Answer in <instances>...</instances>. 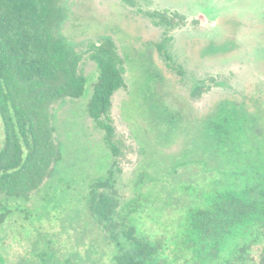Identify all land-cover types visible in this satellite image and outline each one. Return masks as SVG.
<instances>
[{
	"label": "trees",
	"instance_id": "16d2710c",
	"mask_svg": "<svg viewBox=\"0 0 264 264\" xmlns=\"http://www.w3.org/2000/svg\"><path fill=\"white\" fill-rule=\"evenodd\" d=\"M120 1L138 7L136 0ZM62 2L0 0V115L6 137L0 149V225L17 212L23 213L27 222L18 231H5L9 238L17 234L26 240L24 232L34 228L29 224L33 214L22 206L29 205L45 187L49 188L46 196L51 195L54 173L63 160L53 107L67 99L82 98L88 90V78L80 70L82 54L61 32ZM221 14L216 35L188 34L181 36L175 46L170 38L155 34L144 39L143 47L152 49L154 67L159 66L162 73L156 72L153 79L152 65L149 64L150 74L149 67L142 65V74L155 85L149 96L154 112L150 120L138 124L142 134L133 133L137 158L132 180L138 195L129 202L120 191L121 157L127 143L118 132L111 109L116 92L131 87L126 80L125 61L138 60L139 56L123 57L116 40L109 36L91 46L98 76L92 84L87 113L109 157L102 174H86L82 179L78 200L83 228L90 232L86 235L87 245L94 255L104 252V264H264V16L244 22L242 14ZM150 15L157 17L166 30L175 26L168 15ZM244 45L248 54L244 52L240 57ZM247 59L240 84L212 77L203 79L196 73L197 65L208 61L227 64ZM139 76L138 73L136 79ZM158 85L162 89L167 86V92L172 88L179 92L170 102H175V108L168 105L162 93L157 95ZM214 89L210 102L199 106L198 99ZM188 114L200 118L199 127L191 124L194 117L190 120ZM158 141L162 146L153 145L149 155L145 145ZM172 141L179 144L178 149L174 148L177 144L171 148L177 156L182 152L191 154L192 150L203 155L215 148L219 158L230 157L237 164L230 171L232 181L229 179L222 187H201L203 180L199 179L198 165L192 164L197 161L192 155L178 157L174 167L170 163L172 154L168 148ZM164 166L162 174H157ZM186 170L195 176H190V181H179L177 192L169 194L174 186L169 178ZM148 182L153 184L143 192ZM68 187L72 188L70 184ZM164 191L170 196L168 206L184 211L179 218L182 230L173 241L165 234L153 235L146 230L149 227L141 214L145 211L151 218L159 214L156 220L163 219L155 203ZM185 192L192 198L183 210L178 202ZM71 210L78 222L80 209L76 206ZM53 216L60 220L58 215ZM94 234L98 243L90 237ZM58 238H53L52 251H37L31 262L18 259L14 264H75L68 255L70 250ZM230 240L237 241L232 244ZM171 245L175 246L174 254L168 256ZM189 253L193 255L191 259Z\"/></svg>",
	"mask_w": 264,
	"mask_h": 264
},
{
	"label": "rangeland",
	"instance_id": "374dc122",
	"mask_svg": "<svg viewBox=\"0 0 264 264\" xmlns=\"http://www.w3.org/2000/svg\"><path fill=\"white\" fill-rule=\"evenodd\" d=\"M136 1L138 7L127 5L120 0H63L64 19L61 25V32L67 36L74 48L82 54L80 70L88 78V90L82 98L67 99L53 107L54 124L57 128L56 139L62 148L63 160L58 164V168L54 173L53 184L50 185L51 195L46 196V189L49 188L45 187V191L36 195L29 205L25 204L22 206L23 209L30 210L33 214L29 224L34 225V228L32 231L30 229L24 232L26 240L30 242L28 243L17 234L11 238L4 235L5 231L13 233L12 229L18 231L20 227L24 228L27 222L24 219L23 213L17 212L16 215L11 216L3 225H0V264H14L18 259L31 262L33 259L32 254L34 255L37 251H50L53 245H55L53 238L57 237H59V242L65 243L64 245L67 246V250H70L68 255L75 259V264H92V262L104 264V256H106L104 252H98V255H94L92 253L93 249L87 245L89 243V236L86 235L90 234V232H85L83 228V212L80 208L81 203L78 200L81 193L80 185H83L82 179L86 174L88 176L102 174L109 157L103 141L100 140V134L87 113V103L92 91V84L98 76L97 65L90 55L93 44L109 36L116 40L118 49L123 57L126 58V54L130 57H133V54L134 56H139L138 60L131 59L125 61L126 80L129 81L131 87L116 92L111 109L118 132L125 138L127 143L121 157L123 176L120 182V191L123 199L129 202L133 197L138 195L136 189L133 187L134 181L132 180L137 158L133 145L135 144L133 133L137 135L142 134V131L138 132V124H141L142 120H150L152 112H154L150 102L152 99L149 100V96L151 92L154 93L155 85L149 76L142 74V65L145 64L147 67H149V64L152 65L151 78L153 79L156 78V72L162 73L159 66L154 67L156 62L153 58L154 52L152 49L148 46L143 47L146 36L155 34L158 37H168L170 41L173 40L175 46L181 36L188 34L197 35L198 33H202L216 35L218 33L217 19L221 17L222 12H228L231 16H233L232 14L238 16L242 14V17H239L244 22L249 18H254V16L257 18L264 16V0ZM152 12L168 15L174 19L175 26L166 30L164 26L158 23L159 19L157 17H151L150 13L152 14ZM246 35L245 37H247ZM246 46L244 45L240 49V52L242 51L240 57L244 52L248 54ZM248 63L249 59L227 64L208 61L200 66L197 65L196 73L203 79L212 77L217 80H229L234 84H240ZM137 66L139 67L137 68ZM149 69L150 67L148 68V73L150 74ZM138 73L140 74V78L136 79ZM157 89H159L156 92L157 95L159 96L162 93L168 99L167 102L170 107L175 108L177 106L175 102L170 105V102L174 100L175 96H179L178 91L172 88L170 92H167L168 87L166 86L162 89L160 85H158ZM214 93L215 89L198 99L199 106H205L209 103ZM153 97L156 99L157 96L153 95ZM172 108L169 110L173 113L175 110ZM185 112H189V110H185ZM190 112L195 111L191 110ZM172 113L170 114L173 116ZM191 117H194V120L190 121L191 124L193 123L195 127H199L197 123H199L200 118L196 114L187 115V118L190 120ZM5 140L4 125L0 115V149L4 147ZM176 140L178 141V139ZM170 143L171 145L168 148L172 154L170 163L174 167V161L178 157L184 159L189 153L185 155L182 152L181 155H174L171 148L177 144L174 148L178 149L179 144L176 141ZM162 144L161 141L154 144H146L145 151L149 155H152L151 150L153 145L161 147ZM165 145L167 147L166 143ZM157 152H159L158 148ZM206 153L208 154L207 157ZM206 153L202 155L200 151L197 153L196 150H192L188 156L192 155L197 160L192 164L196 167L198 165V172H200L198 174L199 179L203 180L199 185L205 189H211L213 188L212 185L214 187H222V185L228 183L229 179L231 182L234 176L230 177V171L237 164L232 163L230 157L229 159H225V155L219 158L220 154L216 152L215 148L206 151ZM170 163L167 162V166ZM222 165L226 166L222 167ZM189 166H186V168ZM164 170L165 166L157 174L161 175ZM190 176L195 175L189 174L186 170L169 178L174 183L169 194L177 192L178 182L182 181L183 183ZM165 178L164 184L167 180ZM190 180L192 179L190 178ZM68 184L72 188L69 189ZM151 184L153 182H148L143 192ZM63 189H66V191L61 194ZM169 194L164 191L160 201L155 203V206L159 207L156 210L164 214L161 216L166 221L164 218L159 219V221L156 220L159 214H156L155 218H151L145 211L141 214L144 216V221L147 222L146 227H149L146 230L150 231L153 235L165 234L168 239L173 241L177 239L178 233L182 230L179 218L184 211L181 212L168 206V203H170ZM66 198L68 199L65 201L64 199ZM191 198V194L185 192V196L178 202L179 208L184 210L190 203ZM56 204L57 207L54 208ZM76 206L77 210L80 209V211L78 210V222L75 220V215H71L73 213L72 207ZM77 210H75L76 218ZM53 215H58L60 220ZM69 220H71L73 226L70 225ZM67 227L68 231H65ZM90 237L98 243L99 239L96 234ZM236 241L230 240L232 244H235ZM174 248L175 246L171 245L168 256L174 254ZM226 251L225 248L223 252ZM228 251L230 252V250ZM188 257L191 259L193 257L192 253H189ZM36 264H39V262H36Z\"/></svg>",
	"mask_w": 264,
	"mask_h": 264
}]
</instances>
